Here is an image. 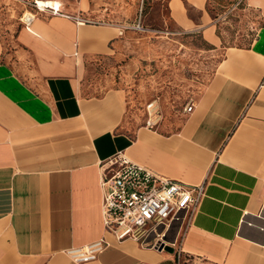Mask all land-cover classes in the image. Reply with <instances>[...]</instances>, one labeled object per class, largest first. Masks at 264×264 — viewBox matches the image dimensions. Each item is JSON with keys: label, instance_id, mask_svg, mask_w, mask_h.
Listing matches in <instances>:
<instances>
[{"label": "crops", "instance_id": "obj_1", "mask_svg": "<svg viewBox=\"0 0 264 264\" xmlns=\"http://www.w3.org/2000/svg\"><path fill=\"white\" fill-rule=\"evenodd\" d=\"M251 3L262 25L247 46L222 49L173 129L147 127V111L136 123L116 89L83 91L87 60L120 40L75 17L89 9L104 24L105 9L76 0L62 3L64 15L36 12L28 27L0 18V264H77L66 251L99 238L105 248L82 264H264V0ZM205 4L168 0L169 15L188 29ZM119 152L204 185L178 252L105 230L101 165Z\"/></svg>", "mask_w": 264, "mask_h": 264}, {"label": "rangeland", "instance_id": "obj_2", "mask_svg": "<svg viewBox=\"0 0 264 264\" xmlns=\"http://www.w3.org/2000/svg\"><path fill=\"white\" fill-rule=\"evenodd\" d=\"M30 1L0 0L1 21L10 25L20 22L22 13L33 11L27 4ZM87 1L88 8L106 11L100 17L104 24H97V15L89 9L86 20L114 28L120 45L110 56L87 60L81 78L83 91L118 90L127 116L138 124L147 116L146 105L155 101L158 123L166 129L177 126L183 108L194 101L212 74L222 49L247 46L263 23L252 0H206L201 20L199 12H189L195 23L188 29L172 21L168 0ZM209 32L214 43L208 39ZM178 241H170L167 247L179 251Z\"/></svg>", "mask_w": 264, "mask_h": 264}, {"label": "built area", "instance_id": "obj_3", "mask_svg": "<svg viewBox=\"0 0 264 264\" xmlns=\"http://www.w3.org/2000/svg\"><path fill=\"white\" fill-rule=\"evenodd\" d=\"M65 1L76 0L27 2L33 11L22 13L20 21L28 27L36 12L64 15L61 8ZM75 20L78 23L89 22L79 15ZM136 27L139 29V24ZM192 107V104L186 105L184 111L190 112ZM146 111V126L152 127L158 121L155 101L146 105ZM101 166L104 168L100 178L103 224L116 240L132 239L142 247L162 249L170 241L182 237L204 196L203 184L187 186L130 161L120 152ZM106 244L104 238H99L83 246L69 248L66 253L73 262L82 264L94 260Z\"/></svg>", "mask_w": 264, "mask_h": 264}, {"label": "bare ground", "instance_id": "obj_4", "mask_svg": "<svg viewBox=\"0 0 264 264\" xmlns=\"http://www.w3.org/2000/svg\"><path fill=\"white\" fill-rule=\"evenodd\" d=\"M32 15V14H31Z\"/></svg>", "mask_w": 264, "mask_h": 264}]
</instances>
